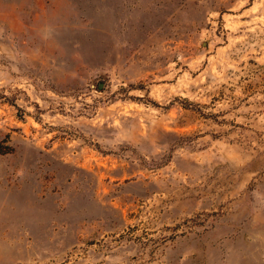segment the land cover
Here are the masks:
<instances>
[{
    "label": "rangeland",
    "instance_id": "obj_1",
    "mask_svg": "<svg viewBox=\"0 0 264 264\" xmlns=\"http://www.w3.org/2000/svg\"><path fill=\"white\" fill-rule=\"evenodd\" d=\"M0 264H264V0H0Z\"/></svg>",
    "mask_w": 264,
    "mask_h": 264
}]
</instances>
